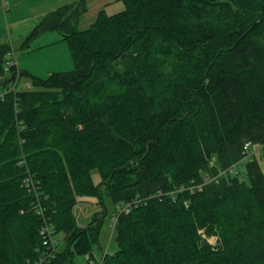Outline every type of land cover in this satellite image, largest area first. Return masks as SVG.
I'll use <instances>...</instances> for the list:
<instances>
[{
    "label": "trees",
    "instance_id": "1",
    "mask_svg": "<svg viewBox=\"0 0 264 264\" xmlns=\"http://www.w3.org/2000/svg\"><path fill=\"white\" fill-rule=\"evenodd\" d=\"M122 2L85 30L83 0L60 6L22 39L28 51L57 32L70 71L7 67L0 43V264L94 258L105 198L118 213L100 264H264L255 158L187 190L264 142V0ZM16 79L30 88L11 89ZM88 198L103 210L79 226L73 209ZM43 228L62 235L55 248Z\"/></svg>",
    "mask_w": 264,
    "mask_h": 264
},
{
    "label": "rangeland",
    "instance_id": "2",
    "mask_svg": "<svg viewBox=\"0 0 264 264\" xmlns=\"http://www.w3.org/2000/svg\"><path fill=\"white\" fill-rule=\"evenodd\" d=\"M42 1L45 0H17L18 5L16 11H13L12 9V4L16 2V0H5L7 4L9 5L12 12L9 15L8 20H6L7 24H10L11 21L13 20H20L26 17L29 13V9L32 8L33 6H36L38 3H41ZM15 6V5H14ZM83 6L85 8L82 18L79 22L78 28L80 30H84L88 28L92 23L95 22L97 16H98V9L99 11H104L106 15H112L115 13H118L124 9V4L122 0H83ZM15 8V7H14ZM9 12L7 11L6 14ZM0 43H3L5 41H8L9 35L6 32V25H5V18L3 15V12L0 8ZM57 33V32H54ZM41 39V38H40ZM39 38L36 40L32 41L30 43L29 51H24L20 49V45L22 43L21 39H16L12 38V58L14 63L17 65V67L24 72H27L30 75H33L37 78H46V70L54 68V67H59L58 65L62 64V59L64 55H61V52L58 50H55L53 52L50 51H40L36 49L35 46L37 44ZM10 43V42H9ZM41 41L38 43L40 45ZM66 46V43H65ZM67 48V46H66ZM32 49V50H31ZM35 49V50H33ZM68 50V49H67ZM40 52V53H39ZM71 58V57H69ZM61 59V60H60ZM60 60L59 64L58 61ZM24 63V64H23ZM20 64V65H19ZM17 68V69H18ZM73 68V64H72ZM72 68L70 70H72ZM18 69V70H19ZM16 81V80H15ZM28 82L26 80H18L16 82L15 89H22L25 88V84ZM15 84V82H14ZM9 87L12 89V84H8ZM14 90V89H13ZM2 91L0 90V93ZM255 150V155L253 158L256 159L258 162L262 173L264 175V148L258 149V147L254 148ZM239 172L243 171L242 165H239L237 168ZM240 175L242 173H239ZM92 178L95 183L99 182V176L98 174L94 171L92 172ZM106 209H107V216L105 218L104 226L101 231L100 239H99V245L94 247V253H95V258L96 260L100 263L102 261V257L105 255V252H109L114 249V234H115V225L117 222V217L116 213L114 212L112 206L110 205V202L105 198L104 200ZM103 208L101 207V204L97 203L96 199H91L88 198L84 202H79L76 204V206L73 209L74 217L76 220L77 225L79 226H85L88 222L91 221L92 216L96 212H101ZM56 240L58 243H60L63 239L62 235H57ZM207 242L210 243L211 245L216 243L217 238L212 236L206 238ZM75 262L77 264H87L85 256H75Z\"/></svg>",
    "mask_w": 264,
    "mask_h": 264
},
{
    "label": "crops",
    "instance_id": "3",
    "mask_svg": "<svg viewBox=\"0 0 264 264\" xmlns=\"http://www.w3.org/2000/svg\"><path fill=\"white\" fill-rule=\"evenodd\" d=\"M76 1L77 0H45V1H42L41 3H38L36 6H33L32 8H30L28 15L26 17H24L23 19L13 20L10 22V24H7L6 23L7 22L6 20H8L7 18H9L10 14L12 16L13 11H16L17 5L19 2H17V0H16V2H14L12 4L13 11H11L7 2H5V0H0V8H1L3 15H4V18H5L6 32L9 35L8 36L9 37L8 42H10V45H11L12 44L11 43L12 38H16V39L19 38L22 41V39H24L28 35V33L38 24V22L48 12H51L60 6L70 4V3H73ZM99 9H100V7H99ZM99 9H98V13L101 11V10L99 11ZM7 11L9 12L8 14H6ZM81 18H82V15L79 18V22H80ZM0 20H1V17H0ZM78 25H79V23H78ZM38 38H39L38 41L39 42L41 41V43H40V45H38L39 42H37V44L35 46H39V47H36V49H38L39 51H40V49H42L41 51H45V52H47V51L53 52L55 50H58L61 52L62 56L64 55L63 58H65V59H62V64L58 65L59 67H54V68L46 70V72H45L46 76H48L51 73L70 71L73 63H72L71 58H69L70 54H69V50H67L68 47L66 48L67 45L65 46V42L61 40L60 35L58 33L49 32V33H45V34L41 35ZM33 50H35V49H33ZM60 60L58 61V64H59Z\"/></svg>",
    "mask_w": 264,
    "mask_h": 264
},
{
    "label": "built area",
    "instance_id": "4",
    "mask_svg": "<svg viewBox=\"0 0 264 264\" xmlns=\"http://www.w3.org/2000/svg\"><path fill=\"white\" fill-rule=\"evenodd\" d=\"M13 54L12 52H9L8 55H7V62H6V66L7 67H10V66H16L17 65L14 63L13 61V58H12ZM18 70V69H17ZM16 82H17V79L15 81V84H13L12 86V89H15V86H16ZM30 88V84L27 83L25 84V89H28ZM255 147H258V149H261L264 148V142L261 143V144H254L250 141H247L243 144L242 146V150H241V157L240 159L238 160V162H236L235 164H233L230 168H228L227 170H222V171H219L218 175L214 176V177H207V176H204L202 178V182L200 184H197V185H192L190 187L187 188V190H189L190 192H194V191H200L202 189V187L211 182V181H215L217 182L219 177L221 176H224L226 175L228 172L232 175H236L239 173V171H237L238 169V166L239 165H242V167L244 168L245 164L249 161H251L255 155V150L254 148ZM244 170V169H243ZM27 187H29L28 184H30V181L27 180ZM31 185V184H30ZM130 205H126L122 210L120 211H129L130 210ZM119 211V210H118ZM118 213V212H117ZM52 230L50 228H43V230H41V234L43 235V244L46 245L47 247H49L50 249L51 248H55L56 246V239L52 236ZM85 259H86V262L87 264H100L96 258H92L90 257V255H85ZM42 262H39V261H36L34 262L33 264H41ZM28 264H31V263H28Z\"/></svg>",
    "mask_w": 264,
    "mask_h": 264
}]
</instances>
